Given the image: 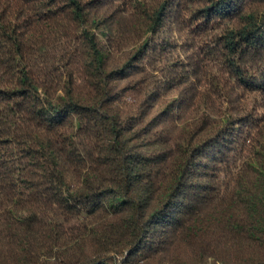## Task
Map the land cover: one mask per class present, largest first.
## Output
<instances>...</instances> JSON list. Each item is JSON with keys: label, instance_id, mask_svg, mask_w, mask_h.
Instances as JSON below:
<instances>
[{"label": "trees", "instance_id": "trees-1", "mask_svg": "<svg viewBox=\"0 0 264 264\" xmlns=\"http://www.w3.org/2000/svg\"><path fill=\"white\" fill-rule=\"evenodd\" d=\"M0 264H264V0H0Z\"/></svg>", "mask_w": 264, "mask_h": 264}]
</instances>
